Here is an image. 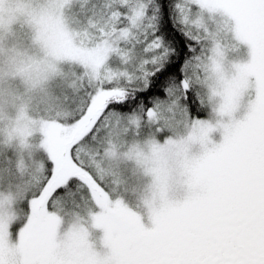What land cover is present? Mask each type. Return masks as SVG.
Masks as SVG:
<instances>
[{
    "label": "snow or ice",
    "instance_id": "6c2138e0",
    "mask_svg": "<svg viewBox=\"0 0 264 264\" xmlns=\"http://www.w3.org/2000/svg\"><path fill=\"white\" fill-rule=\"evenodd\" d=\"M14 203L0 264H264V0H0Z\"/></svg>",
    "mask_w": 264,
    "mask_h": 264
},
{
    "label": "rangeland",
    "instance_id": "374dc122",
    "mask_svg": "<svg viewBox=\"0 0 264 264\" xmlns=\"http://www.w3.org/2000/svg\"><path fill=\"white\" fill-rule=\"evenodd\" d=\"M50 39H51L52 43L55 45L58 42L59 37L55 33H53L51 35ZM7 55H8V53L5 52V57ZM233 58L239 59L241 61L246 60L247 59L246 46L242 45L239 54L236 55ZM5 70H7L6 69V65H5ZM5 100H7V84L5 85ZM206 115H207V113L205 115H203V116H206ZM238 115H242V113H239ZM211 138L215 142H219V140L221 139L220 133L219 132H214L212 134ZM41 156H42V154H41ZM140 211H141L142 215H145V210L144 209H140ZM13 212H15L17 214L18 219H16L11 224L10 229L6 230L5 246H7V242H8V240H7V231L11 232V239H12L13 242H16V241H18V232L21 229V227L24 226V210H23V207H22V205L20 203H14L12 206L5 205L3 208H0V215H3L5 218L8 215L12 214ZM145 223L147 224L146 215H145ZM43 226H44V238H45V241H46V254L44 253L45 257L42 260H45V259L48 258V238H47V227H46V225L44 223H43ZM90 232H91L90 239L94 243H96L97 248L99 249L100 248L99 240H100V237L102 236V232L100 230H94V229H90ZM31 247H33V245H31ZM34 253H35V255H34L35 257L39 256L41 254V252L39 250H37V248L34 251ZM31 256H32V253H31ZM4 259H5L6 262L9 259L8 255H7V252H5ZM17 259H20V257H17ZM37 261H39V260H37Z\"/></svg>",
    "mask_w": 264,
    "mask_h": 264
},
{
    "label": "trees",
    "instance_id": "16d2710c",
    "mask_svg": "<svg viewBox=\"0 0 264 264\" xmlns=\"http://www.w3.org/2000/svg\"><path fill=\"white\" fill-rule=\"evenodd\" d=\"M198 114L203 116L206 114V112L201 111ZM31 245H33V247H31L30 258L35 261L37 260L41 261L42 260L41 255H43L46 252V241L44 238V226L42 222L37 225L36 229L34 230L32 234ZM35 247L37 248V250L41 252V254L36 257L34 256L35 255L34 251L36 250ZM132 247L134 248L135 245L132 244ZM31 253H32V256H31Z\"/></svg>",
    "mask_w": 264,
    "mask_h": 264
},
{
    "label": "flooded vegetation",
    "instance_id": "af4514ba",
    "mask_svg": "<svg viewBox=\"0 0 264 264\" xmlns=\"http://www.w3.org/2000/svg\"><path fill=\"white\" fill-rule=\"evenodd\" d=\"M45 256H44V254L43 255H41V259H43Z\"/></svg>",
    "mask_w": 264,
    "mask_h": 264
}]
</instances>
